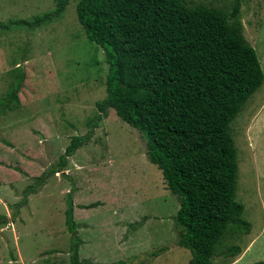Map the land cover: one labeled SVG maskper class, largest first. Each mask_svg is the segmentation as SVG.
<instances>
[{
  "label": "rangeland",
  "instance_id": "rangeland-1",
  "mask_svg": "<svg viewBox=\"0 0 264 264\" xmlns=\"http://www.w3.org/2000/svg\"><path fill=\"white\" fill-rule=\"evenodd\" d=\"M183 1L191 9H216L227 19L233 6V0ZM76 2L68 0L56 15L57 0H0V24L39 19L34 27L0 28V215L6 217L0 226V264H69V199L82 239L79 258L85 262L120 260L118 239L129 234L138 245L148 242L141 251L151 258L162 247L160 232H154L163 228L161 219L169 246L177 236L178 200L149 161L141 134L112 108L96 127L90 122L99 113L96 103L106 96L108 64L78 22ZM238 18L264 74V0H242ZM20 70L18 102L9 104L7 94ZM229 129L238 153L235 199L244 206L250 230H227L214 263L252 264L264 261V79ZM86 134L89 140L67 158L63 170L52 173L70 139ZM39 176L44 182L36 186ZM28 185L36 193H29ZM232 248L239 253L232 256ZM189 253L174 248L171 258L186 264Z\"/></svg>",
  "mask_w": 264,
  "mask_h": 264
},
{
  "label": "trees",
  "instance_id": "trees-1",
  "mask_svg": "<svg viewBox=\"0 0 264 264\" xmlns=\"http://www.w3.org/2000/svg\"><path fill=\"white\" fill-rule=\"evenodd\" d=\"M67 1L57 0L54 14ZM240 8L241 0H233L227 19L213 8L191 9L183 0H77L75 5L78 22L103 49L108 64L106 96L96 103L99 113L90 122L96 127L112 108L141 134L149 161L178 200L177 244L190 250L189 264H215L216 245L227 230H250L244 206L235 199L238 153L229 127L264 74L256 50L244 41ZM38 22L18 19L0 28ZM19 75L8 91L9 104L18 102L21 70ZM89 138L73 136L51 172L63 170ZM36 179V186L44 182L43 176ZM32 186L26 190L36 193ZM26 203V198L21 201ZM73 211L69 199V264H121L79 258L82 239ZM5 223L0 215V226ZM237 253L232 248V256Z\"/></svg>",
  "mask_w": 264,
  "mask_h": 264
},
{
  "label": "crops",
  "instance_id": "crops-1",
  "mask_svg": "<svg viewBox=\"0 0 264 264\" xmlns=\"http://www.w3.org/2000/svg\"><path fill=\"white\" fill-rule=\"evenodd\" d=\"M241 4H242V0H241ZM166 224L167 223L164 219H161V221L159 223V226L163 227L161 229L157 228L153 224H150V227L152 229L156 227L154 229V232H160L159 234H160V236H162V238H161L162 240L160 239V244H162L161 250L152 251L151 258L145 256V254L141 251V248L145 247V245H147L148 242H144L143 244L138 245L132 241L131 235L129 234L125 240H122L119 242V239H118L119 248L123 252L121 254V259L118 261H123V262L125 260L131 261L129 264H157V263H159V264H177V258H175V260L171 258V257H174V254H173L174 248H178V250H181V249H186V247H182V246H179L177 244V236L175 237L174 244H172V246H169L171 244V242L169 241L168 237L165 234ZM141 227L144 228L145 231H149L148 229L145 228V224H143ZM148 234H149V237H151L150 232H148ZM146 252H147V250H146ZM165 254H167V255H165ZM165 256H167V257H165ZM191 256L192 255L190 252L188 255L189 258H187L185 260L186 264H189V259L191 258ZM118 261H116V262H118ZM98 263H100V262H98Z\"/></svg>",
  "mask_w": 264,
  "mask_h": 264
},
{
  "label": "water",
  "instance_id": "water-1",
  "mask_svg": "<svg viewBox=\"0 0 264 264\" xmlns=\"http://www.w3.org/2000/svg\"><path fill=\"white\" fill-rule=\"evenodd\" d=\"M0 234L2 235V233L0 232Z\"/></svg>",
  "mask_w": 264,
  "mask_h": 264
}]
</instances>
